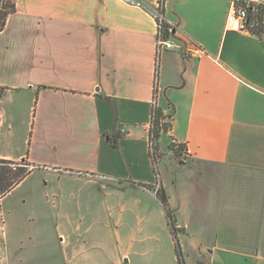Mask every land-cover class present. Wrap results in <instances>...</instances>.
Segmentation results:
<instances>
[{"label":"crops","instance_id":"crops-1","mask_svg":"<svg viewBox=\"0 0 264 264\" xmlns=\"http://www.w3.org/2000/svg\"><path fill=\"white\" fill-rule=\"evenodd\" d=\"M234 1L165 0L177 48L158 65L144 7L17 0L0 32V159L35 167L20 184L44 186L49 210L33 212L57 235L51 264H130L131 245L160 243V187L190 258L264 264V34L226 31ZM156 77L170 123L159 188L146 144Z\"/></svg>","mask_w":264,"mask_h":264},{"label":"rangeland","instance_id":"rangeland-1","mask_svg":"<svg viewBox=\"0 0 264 264\" xmlns=\"http://www.w3.org/2000/svg\"><path fill=\"white\" fill-rule=\"evenodd\" d=\"M5 40V38L0 37V44ZM163 54L158 57V65ZM17 163L20 164V167H24L21 161ZM35 177L25 180L7 195L3 202L0 201V214L3 219V223L0 222V255L3 264H51L53 260L58 259L60 250L54 229L39 225L40 219L33 212L36 206L41 210H49L48 205L50 206L44 199L43 194L41 196L44 190L41 182L38 181L39 183L36 185L33 184L34 179H38L37 175ZM149 189L153 191L154 187H149ZM34 193H36V196H34ZM157 197L160 201H162V198L167 199L163 188L160 187ZM163 231H165V236H163L161 242L144 245L146 251L142 249L141 244L131 245L128 249L131 254L130 264H179L176 252L177 240L182 250V264H198V262L201 264V261L190 258L191 254L188 248L192 244L187 243L185 238L180 237L179 234L177 238L171 235L170 227L163 228ZM117 246L120 247V245ZM123 247L126 248V245ZM20 249L23 250L20 251ZM148 249L149 253H153L154 250L156 256L154 261L151 254L145 255ZM23 253L30 254V256L26 258ZM32 255L38 260L28 261ZM149 258L151 259L149 260Z\"/></svg>","mask_w":264,"mask_h":264},{"label":"built area","instance_id":"built-area-1","mask_svg":"<svg viewBox=\"0 0 264 264\" xmlns=\"http://www.w3.org/2000/svg\"><path fill=\"white\" fill-rule=\"evenodd\" d=\"M124 3L132 4L138 7H145L144 1L143 0H120ZM239 0L232 2L231 4V9L227 15L226 18V23H225V29L226 31H233V32H238L242 34H251V30L248 26V9L247 6L250 5L249 2H246V7L245 6H240L239 5ZM258 4V3H255ZM264 5V4H262ZM165 0H158L156 6L151 9V8H146L154 18L157 24V42H156V50H157V60L159 55L167 52V51H174L177 46L175 43L171 40V38H167V30H166V25L169 26V33L173 29L172 23L168 22L165 18L164 11H165ZM159 95H160V87H159V80L158 77H156L155 82H154V94H153V99H152V111H151V116L150 120L148 122V137L146 139V144L150 156V160L153 165L154 169V175L156 179V184L158 188L160 187L161 184V172L159 168V162H160V155H159V136L161 133H165L167 131L164 130V125L169 124L168 119H164V115H162L160 111V107L158 105V100H159ZM125 130L122 129V132ZM72 173V172H70ZM73 174L77 176H88L90 177L91 175L89 173H84V172H73ZM103 179H107V177H100Z\"/></svg>","mask_w":264,"mask_h":264},{"label":"trees","instance_id":"trees-1","mask_svg":"<svg viewBox=\"0 0 264 264\" xmlns=\"http://www.w3.org/2000/svg\"><path fill=\"white\" fill-rule=\"evenodd\" d=\"M240 6H245V0H239ZM248 9V26L252 34L256 36H262L264 34V5L250 3L247 6ZM17 12V0H0V32L4 31L7 26L9 18ZM167 38L171 37L172 31L169 33V26L166 25ZM7 88H0V101L3 99L5 94L8 92ZM164 119H168L164 116ZM1 122V119H0ZM170 127L169 124L164 125V130ZM171 147L175 148V145ZM182 149V146L179 147ZM24 167H20L17 162L6 161L0 159V201L4 199L10 192H12L26 177H28L35 167L29 163L27 160L21 161ZM162 204L166 211V215L169 220V227L171 229L172 235L177 238L180 232L184 229L178 228L176 226V221L174 218L173 211L169 208L167 204V199L162 198ZM0 222L3 223L2 216L0 214ZM176 252L179 264L183 263L182 250L179 241L176 242Z\"/></svg>","mask_w":264,"mask_h":264}]
</instances>
